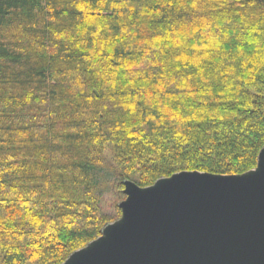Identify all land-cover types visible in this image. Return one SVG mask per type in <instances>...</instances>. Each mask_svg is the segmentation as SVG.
<instances>
[{
  "label": "trees",
  "instance_id": "16d2710c",
  "mask_svg": "<svg viewBox=\"0 0 264 264\" xmlns=\"http://www.w3.org/2000/svg\"><path fill=\"white\" fill-rule=\"evenodd\" d=\"M263 147L264 0H0V264H62L124 181Z\"/></svg>",
  "mask_w": 264,
  "mask_h": 264
},
{
  "label": "water",
  "instance_id": "95a60500",
  "mask_svg": "<svg viewBox=\"0 0 264 264\" xmlns=\"http://www.w3.org/2000/svg\"><path fill=\"white\" fill-rule=\"evenodd\" d=\"M122 186L120 217L62 264H264V147L243 174Z\"/></svg>",
  "mask_w": 264,
  "mask_h": 264
},
{
  "label": "rangeland",
  "instance_id": "374dc122",
  "mask_svg": "<svg viewBox=\"0 0 264 264\" xmlns=\"http://www.w3.org/2000/svg\"><path fill=\"white\" fill-rule=\"evenodd\" d=\"M115 195H116V192L114 190H111V191L110 190L107 191V189L104 190V194H103L104 201H105V207H104L105 210H104V212H105L106 215H109V217L112 218V219L116 218L117 215H118V213L116 211H114V204L119 198L116 197ZM122 199H124V196L122 197ZM121 201H119V202H121ZM110 223H112V222H110Z\"/></svg>",
  "mask_w": 264,
  "mask_h": 264
}]
</instances>
